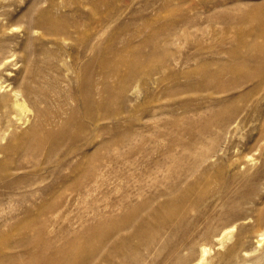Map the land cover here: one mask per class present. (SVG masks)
<instances>
[{"label":"rangeland","instance_id":"obj_1","mask_svg":"<svg viewBox=\"0 0 264 264\" xmlns=\"http://www.w3.org/2000/svg\"><path fill=\"white\" fill-rule=\"evenodd\" d=\"M0 28L7 42L3 53L11 55L10 62L0 66L1 79L11 81L17 76L28 52L27 59L46 70L48 77L59 74L63 97L60 105L66 113L63 116L75 107L73 111L79 110L75 112L77 125L86 129L71 146L74 162L68 161L66 170L59 171L68 165L65 162L45 166V172H50L47 176L45 173V185H51L45 186L43 199V195L0 197L4 204L3 210L0 208V264H59L63 259L67 264H80L86 251L92 253L99 246L105 259L113 256L114 260L121 253L134 256L139 249L145 256L143 264H264V243L260 249L254 247L255 236L264 229V133H260L258 122L255 128L243 127L231 135L214 163L202 167L212 175L223 170L228 187L225 192L213 178L214 184L209 181L200 186L196 196L187 195L184 202L173 204L166 196L170 188L165 186H175L201 150L188 127L192 124L196 128L202 122L213 97L207 89L187 96L182 86L187 81L194 86L201 80L199 77H208L214 69L234 65L242 41H254L264 51V0H0ZM49 56L61 58L58 70L49 69V61L45 62ZM247 65L250 66H244ZM249 74L253 80L259 77L257 68L251 66ZM224 77L226 80L228 76ZM211 82L213 87L214 80ZM175 88L184 94L177 96ZM186 100H191L190 107L185 105ZM85 101L92 106L86 107ZM256 109L264 110V100ZM176 118L184 120L181 128H175L179 127L174 125ZM126 138L131 140L122 142ZM105 139L111 140L114 155L113 151L121 147L116 153H120L119 158L113 156L114 163L106 174L101 173L95 191L74 198L61 209L58 205L63 201L57 202L61 190L56 187L64 177L74 175L72 171L79 162L96 159L102 153L97 146ZM184 147L189 148L187 152ZM190 149L194 156L188 154ZM56 171L61 174L58 176ZM229 198L239 199L243 209L231 214L225 204L232 201ZM52 202L57 206L49 208ZM44 203L45 211L38 209ZM29 204L33 207L26 209ZM176 213L179 216L170 221L168 217ZM233 221L237 227L225 236L224 245H218L214 236ZM99 226L106 228L101 230ZM112 226L129 228L116 232ZM141 228H147L145 233L151 239H165L164 246L148 255L140 239L132 238L128 245L117 238ZM24 241L29 243L26 249L22 247ZM181 242L186 243V250L167 260L170 247ZM201 246L209 248V252L205 261L197 263ZM54 248H64L65 256L57 261ZM114 264L134 263L120 258Z\"/></svg>","mask_w":264,"mask_h":264},{"label":"bare ground","instance_id":"obj_2","mask_svg":"<svg viewBox=\"0 0 264 264\" xmlns=\"http://www.w3.org/2000/svg\"><path fill=\"white\" fill-rule=\"evenodd\" d=\"M253 15H254V13H253ZM27 29H28V27H27ZM6 43L7 42L5 39L4 30L2 28H0V66H2V65L5 66L10 62L11 55L6 56L3 53V50L5 48ZM62 43H64V42H62ZM239 49L240 50L238 52V57H236V61L233 62V63H235L234 65L227 64L225 66H220V67L214 69V71L211 74H209L208 77H204L203 79H202V77H199V78H201V80H199L198 83H196L194 86H191L188 81L185 82L184 85L182 86L184 89L183 92H185V93L187 92V96L190 92H196V91L200 92L201 89H202V91H203V89H205V91H206V89H207V91H209L210 94L213 95V97L210 99L211 102L209 103V105L207 104V107H206V105L204 106V107H206V109L204 108L205 112H207V111L208 112H207V116L205 118H202V120L199 119L202 122L201 123L198 122L199 124L196 128H195V126L193 127L192 124L189 125L190 122H188V124H186V125H189L188 128L191 127L189 132L190 133L194 132L196 139L194 138L195 140H193V142L195 141L194 143L197 144V147L199 144L201 150L199 149L200 150L199 153H196V156L193 158L190 165L188 167L185 166L186 168L184 170L183 176H181L182 179L180 177L181 180H179V182L176 181L175 186H173L174 184H172L173 181H171V183L168 182V183L172 184L173 187H170L171 185L167 186V184H165V186L167 188L168 187L170 188L168 190L165 189L166 187L164 188L165 190H167L166 196L168 197V201L171 198L173 204L176 202H180V201L184 202L187 195L188 196H190V195L196 196L198 188L202 185L210 184V182L213 180V178L216 179V182L220 184L222 191L225 192V189L227 190L228 187H226L227 185L225 186L226 183H225V180L223 178L224 176L222 177L223 170L220 169L217 172V175H212L211 172H209L207 169H204L202 167L204 166V164L209 165L208 163H211V162L214 163L213 162L214 157L217 156V154H220L222 152V149L224 148L223 145L226 143V141L229 139V137L231 135L235 134L240 128H242V129H243V127L244 128L245 127L250 128L252 126H254V128H255L256 127L255 124L258 122V124H260V133H262V134L264 133V110L261 112H258V110L256 109L257 105L262 100H264V54H262V52H264V51H260L262 49V47L260 46V44H257L254 41H250V42L242 41L240 43ZM27 53H26V56H27ZM29 54H30V52H29ZM42 54H44V53H42ZM3 55H5V56H3ZM26 56H25L24 61H22V63L19 66L20 68L18 70L17 76H15L11 81H6L7 79L2 80L0 77V197L12 198V197H16V196H22V197L24 196L25 197L26 195H34V196L35 195L36 196L37 195H43V197H42V199H43L44 195H45V186L48 187L49 185H51V184L45 185V180L47 179L46 176L48 173V169L45 172V169H46L45 166L47 167V166L52 165V164H54L56 166L58 164H61L62 162H65L66 164L68 163V161L70 162L71 159L74 157V156L72 157V150L73 149L71 146L77 142V139H79L82 136L81 132L82 133L85 132L86 129L84 131V130H82L83 127L77 125L78 121L76 122V120H75L76 119L75 118V112H77V111L76 110L73 111L74 109H76L75 107L73 108V110L71 109V111H69L65 117L63 116V114H66V113H65V110H63V107L60 105V103H62V101H63V97L61 98V96H60L61 89L59 86V83H60V80H59L60 76L58 77L59 74L53 73L51 78H50V76L48 77L47 73L45 72L46 70L44 71L43 68H40L39 66L34 65L30 59H27ZM37 59H39V58H37ZM52 60H55V62L53 64V66L51 67L50 63ZM48 61H49V69L50 70H52V69L58 70V68L60 66L59 63L61 62V58H57L55 56L53 58V57L49 56V58H45V62L47 64H48ZM34 62H36V61H34ZM245 64H249L251 67L257 68L259 77L256 76L257 78L255 80H253L254 78L252 77V75L250 76V74H249L250 66H248V65L244 66ZM14 65H16V63H12V66H14ZM224 76H228L226 80L223 79ZM210 78H212V80ZM213 80H214L215 84L212 87V86H210L211 85L210 83H212L211 81H213ZM48 82H50L51 86L48 85ZM182 87H179V88H182ZM67 89H68V87H67ZM175 90H177V89L175 88ZM180 91H181V89H179V92ZM68 92H66V93L69 95L70 93H68ZM98 92H100V91H98ZM103 92H104V90H103ZM179 92L177 90V92H176L177 96H180L182 91L180 93ZM107 93H109V92H107ZM183 94H181V95H183ZM80 95L81 94H79V96ZM90 95H92V94H90ZM88 96L89 95H87V97ZM83 97L85 98V96H82V100H83ZM173 97H174V95H173ZM69 98H72V96ZM88 98H90V97H88ZM92 98L93 97H91V99ZM190 101L191 100H189L187 102H184V101L183 102L185 103V105L187 107H190ZM89 103L87 101H85V104H87L86 107H90L89 105H91L92 103L91 104H89ZM104 106H105V104H104ZM192 107H194V105H192ZM94 109H96V108L94 107ZM204 109L202 110V113L204 112ZM89 110H90V108H89ZM103 111H105V110H103ZM78 112H79V110H78ZM92 112L93 111H91V113ZM106 112H108V111L106 110ZM202 113H200V114H202ZM189 116L187 115V117H189ZM200 116H202V115H200ZM204 116L205 115H203V117ZM105 117H106V115H105ZM87 118H89V117H87ZM181 118L183 119V117H181ZM190 118H191V116L189 117V120H190ZM89 119L91 120V117ZM195 119L197 120V118H195ZM195 119H194V122H195ZM80 121H81V118H80ZM183 121H181L179 118H176L177 123L174 121V125L176 126V124H177V126L179 125V127H175V128L176 129L181 128L180 125H182ZM74 124H75V126H74ZM83 125H85V123H83ZM174 125H173V127H174ZM186 125L183 127L184 128L187 127ZM190 133H189V136L191 135ZM125 136L126 135H124L123 137H125ZM122 138H120V140ZM128 139H130V138H126V140L122 141V142L126 143V141ZM110 141H111L110 139L102 140L99 143V145L97 146L99 148V150H102V153L100 155H98V157L96 159L91 160V161H86V162H84V161L79 162L77 168L72 171L74 173V175L73 176L68 175L67 177H64L61 180L59 185L56 187L57 190H59V191L61 190V192H60L61 199L57 202H60V201L61 202L63 201V202L60 203L58 205V207H60L62 209L63 207H65L67 205V203H69V201L73 202V199L74 198L76 199V197L79 198V197L84 196V195L89 196V194L94 190V187L96 186V184L98 186V178L100 177V179H102L101 173H105V172L107 173L108 172L109 167H111L110 166L111 162L114 163L113 156L116 155L117 151L120 152L119 149L121 147L118 148L117 151H115V150L113 151L115 153V155L112 153L114 146H113V148L111 147L112 148V150H111L110 146H111L112 142H110ZM174 141H177V140H174ZM115 142H116V140H115ZM128 143L129 142H127V144ZM118 144H120V143H118ZM130 144H129V146H130ZM129 146L127 145L128 148H129ZM192 146H193V144H192ZM184 148L182 151H184ZM187 149H189V148H187ZM187 149H186V152H187ZM190 151H191V149L189 150L188 154H191ZM119 154H117V155H119ZM183 154L184 153L182 152V156H183ZM117 155L115 156V158L118 157ZM191 155L189 157H191ZM186 156H188L187 153H186ZM186 156L184 155V157H186ZM192 156H194V154ZM224 156L225 155L223 154V157ZM184 157H183V159H184ZM175 159H173V160H175ZM185 159H186L185 161L187 162V158H185ZM72 161H73V159H72ZM221 161H222V159H221ZM178 162H179V160H178ZM176 164L180 165L177 162H176ZM65 166L63 168L60 167L59 171L62 170L61 172H63L64 168L66 170V168L69 166V163L66 167ZM209 166H211V165H209ZM182 167H184V166H182ZM176 168L179 171L180 168L179 167H176ZM177 170H174V171H177ZM59 171H58V173H59ZM69 171H70V169H69ZM180 171H182V170H180ZM45 173H46V176H45ZM49 173H48V175H49ZM55 173L58 174L57 171ZM56 174H54V175H56ZM60 174H58V176ZM177 174H181V173H177ZM58 176H56V177H58ZM179 176L177 175L178 178H179ZM55 180L58 181L57 178ZM174 180H175V177H174ZM212 183L214 184L213 181H212ZM185 184H187V186H185L186 188L184 189V187H182V186H184ZM232 184H233V182H232ZM235 188L236 187H234V189ZM218 189H220V188H218ZM230 189L231 188H229V190ZM209 191H211V190H209ZM231 191H233V190H231ZM250 191H252V190H250ZM228 192H226V193H228ZM233 192H232V194H233ZM163 195L164 194H162V196ZM224 196H225V193H224ZM230 196H231V194H230ZM235 196L233 195V199ZM222 198H224V197H222ZM231 198H229V200ZM171 200H170V203H171ZM197 200H199V199H197ZM221 201H223V200H221ZM237 201L232 200V201H229L228 204L225 203L228 206L229 210L231 211L230 212L231 214H232V212H237L240 209L241 210L243 209L242 208L243 203L242 202L240 203ZM52 203H54V202H52ZM222 203H220V204L222 205ZM188 204L190 205L189 202H188ZM3 206H4V204L0 203V208H2ZM56 206H57L56 203L50 204L49 208L50 207L53 208ZM191 206H192V204H191ZM223 206H225V205H223ZM227 206H226V208H227ZM7 207L9 208L8 204H7ZM31 207H33V206L31 204H29L26 206V209L31 208ZM262 208H264V207H261V209ZM10 209H13V208L11 207ZM36 209H37V207H36ZM38 209L45 211V203H44V205L39 204ZM54 209H57V208H54ZM2 210H3V208H2ZM176 210L177 209H175V211ZM179 210H181V209H179ZM172 211H174V209ZM221 212H222V210H221ZM228 212L229 211H227V213ZM258 213H259V211H258ZM260 214H261V212H260ZM263 214H264V212H263ZM169 215H171V214H169ZM176 216H179V214L174 215V216H170V217L167 216V217L171 221L172 219L174 220L175 219L174 217H176ZM263 218H264V216H263ZM257 219H260V217L259 218L257 217ZM238 220H240V219H238ZM178 221H180V220H178ZM262 221H263V219H262ZM234 222H236V221H233V223L230 226H228L224 231H222L219 234L214 236V239H215L214 241L218 245H222L225 236H227L228 234H231L232 231L237 227L236 226L237 224H235ZM176 223H180V222L176 221ZM171 225H173V226H171V228L175 227V224L172 222H171ZM99 227L101 230H104L106 228L105 226H99ZM112 227H116V226H112ZM126 228H129V227L117 226L116 232L118 230H125ZM151 229H152V231H156V229L153 227H151ZM146 230H147V228H141L140 231L139 230L134 231V233L132 235L123 234V235H119V236L116 235V237L118 236L117 238L120 242H122L123 244H128V245L131 244L130 242H131L132 238L140 239L141 246H143L144 249L147 251V254L150 255L152 252H157L156 250L160 246H164L165 242H162V240H165V239H163V238L156 239L154 237H153V239H151L152 237L150 238L145 233ZM171 231H172V229H171ZM242 235H240V236H242ZM188 236H189V233H188ZM243 237H244V235H243ZM255 238L256 239L254 241V245H255L254 247H256V248L263 247L264 245L263 246H261V245L264 243V229L259 231V234L257 236H255ZM170 239L171 238H169L168 241ZM166 241H167V238H166ZM173 241H174V238H173ZM240 243H239V245H240ZM185 244H183L181 242V244L177 245L176 247H174V246H173V248L170 247L171 250L170 251L168 250L170 253L167 254V255H169V256H167V260H170V259L173 260V258L178 257L179 254H181L182 250L183 251L186 250V247L184 246ZM170 245H172V244H170ZM28 246H29L28 241H24L22 244L23 249H26ZM165 247H167V246H165ZM234 248L235 247H233L232 249L234 250ZM93 251H92V253H91V251L86 253L87 252L86 251L85 254L81 251L84 255L81 254L83 256L81 259L82 262L80 264H100V262H103L102 264H114V261L118 260L120 258H121L122 262L130 261L134 264H143V258L145 257V256L141 255L142 253L139 249H138V252L137 251L134 252V256L129 257L126 253H121L120 256L115 257V260H114L113 256L105 259L106 256L102 252L101 246L97 247V249L93 250ZM199 251H200V259L197 263H201V262L205 261V259H206L205 257L207 255V253L209 252V248H207L206 246H201L199 248ZM53 252L55 254L54 255L55 259L58 261L59 257L63 258L65 256L66 250L64 248H54ZM233 253L235 254V251ZM259 253H262V251ZM228 257L230 258V255ZM58 263L59 264H67L65 262V259H63L62 261H58ZM180 263L181 262L177 261L175 264H180ZM207 263H209V262H207Z\"/></svg>","mask_w":264,"mask_h":264}]
</instances>
